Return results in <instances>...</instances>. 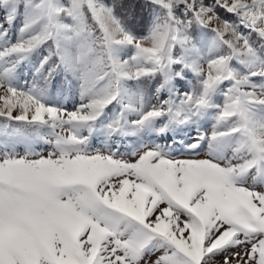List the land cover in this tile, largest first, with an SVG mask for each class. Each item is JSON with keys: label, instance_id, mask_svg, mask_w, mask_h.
Returning a JSON list of instances; mask_svg holds the SVG:
<instances>
[{"label": "snow or ice", "instance_id": "6c2138e0", "mask_svg": "<svg viewBox=\"0 0 264 264\" xmlns=\"http://www.w3.org/2000/svg\"><path fill=\"white\" fill-rule=\"evenodd\" d=\"M142 7L0 0V264H264V0Z\"/></svg>", "mask_w": 264, "mask_h": 264}, {"label": "trees", "instance_id": "16d2710c", "mask_svg": "<svg viewBox=\"0 0 264 264\" xmlns=\"http://www.w3.org/2000/svg\"><path fill=\"white\" fill-rule=\"evenodd\" d=\"M107 3H112V0H106ZM125 8L123 11L126 15L132 17L130 21L131 24L137 27L139 30V26L142 22L146 21L150 15V12L147 8L142 7L143 0H124Z\"/></svg>", "mask_w": 264, "mask_h": 264}, {"label": "rangeland", "instance_id": "374dc122", "mask_svg": "<svg viewBox=\"0 0 264 264\" xmlns=\"http://www.w3.org/2000/svg\"><path fill=\"white\" fill-rule=\"evenodd\" d=\"M68 107L71 108L72 105L69 104ZM205 130L210 131V126H209V125H205ZM202 157H203V154H202ZM202 157H201V158H202Z\"/></svg>", "mask_w": 264, "mask_h": 264}]
</instances>
